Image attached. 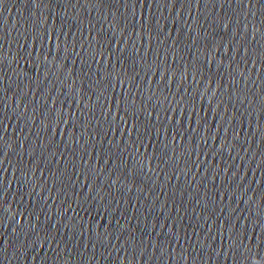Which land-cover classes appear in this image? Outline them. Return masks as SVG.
I'll use <instances>...</instances> for the list:
<instances>
[{"label": "water", "instance_id": "water-1", "mask_svg": "<svg viewBox=\"0 0 264 264\" xmlns=\"http://www.w3.org/2000/svg\"><path fill=\"white\" fill-rule=\"evenodd\" d=\"M0 79L264 194V0H0Z\"/></svg>", "mask_w": 264, "mask_h": 264}]
</instances>
